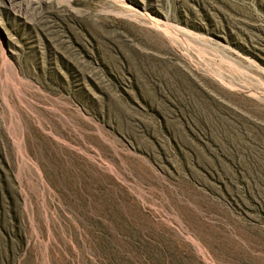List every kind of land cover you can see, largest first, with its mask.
<instances>
[{
	"label": "rangeland",
	"instance_id": "obj_1",
	"mask_svg": "<svg viewBox=\"0 0 264 264\" xmlns=\"http://www.w3.org/2000/svg\"><path fill=\"white\" fill-rule=\"evenodd\" d=\"M0 264H264V0H0Z\"/></svg>",
	"mask_w": 264,
	"mask_h": 264
}]
</instances>
